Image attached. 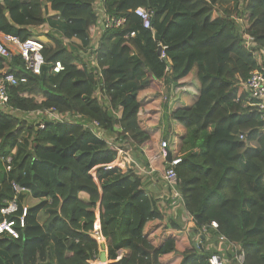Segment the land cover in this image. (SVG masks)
Instances as JSON below:
<instances>
[{"label": "trees", "instance_id": "obj_1", "mask_svg": "<svg viewBox=\"0 0 264 264\" xmlns=\"http://www.w3.org/2000/svg\"><path fill=\"white\" fill-rule=\"evenodd\" d=\"M96 1L0 3L1 39H37L44 46L45 66L34 76L25 71L18 49L2 39L11 56H0V70L27 79L9 88L10 107L23 114L54 109L73 119L72 124L42 119L39 129L0 111V208L14 197L11 182L30 190L18 200L29 205L18 239L0 235V264H87L96 251L86 233L97 207L108 264H209L211 255L228 251L219 236L244 251L245 264H264V127L256 111L246 108L251 99L237 80L258 67L243 37L252 36L264 50V0H108L107 15L125 23L101 32L95 52L102 74L98 82L78 55L95 33ZM138 8L151 12L153 34L133 15ZM236 19L244 20L240 27ZM44 24L58 36L33 35L32 29ZM132 32L135 36L126 38ZM158 48H164V60ZM57 62L63 70L54 74ZM193 69L198 96L192 105L175 108ZM99 82L101 98L95 97ZM148 87L162 95L161 140L171 156L181 158L175 172L187 212L197 227L218 224L204 234L199 248L181 229L180 218L160 207L136 175L102 168L95 181L89 175L111 163L115 151L83 123L96 122L130 152L151 146L138 101ZM175 123L185 131L179 150ZM7 157L12 158L9 171L3 163ZM141 159L148 169L147 158Z\"/></svg>", "mask_w": 264, "mask_h": 264}, {"label": "built area", "instance_id": "obj_2", "mask_svg": "<svg viewBox=\"0 0 264 264\" xmlns=\"http://www.w3.org/2000/svg\"><path fill=\"white\" fill-rule=\"evenodd\" d=\"M108 0H97L93 4V8L97 15V27L95 31L97 32V38L95 42L91 41L90 47L87 49L80 48L78 50V55L85 63L88 71L91 72L98 82L102 78L101 70L97 63L96 58L91 52H95L101 32L105 29L111 28H122L125 23V18H118L109 16L105 10V2ZM46 10V9H45ZM44 10V17L48 20V15ZM133 15L140 22L141 27L144 30H148L153 34V29L151 25L152 14L143 8H138L133 11ZM42 27V26H41ZM40 28V27H39ZM39 30V29H38ZM135 33L132 32L126 36V38H133ZM3 41L15 46L18 49L21 60L24 63L25 71L29 72L31 75L39 76L42 73V68L45 66V60L43 57L44 46L37 39H27L25 41H20L17 37L12 35H4ZM0 40V56L10 57L11 54L7 50L5 44ZM245 42V49L251 53L254 58L256 65L258 66L253 72L249 74L246 80L237 78L238 84L242 87L243 91L248 93L251 101L246 103V108H252L259 115V120L264 127V50L257 46L254 38L248 34L243 37ZM66 42V41H65ZM93 45V46H91ZM164 48H161L160 58L164 59ZM262 68V69H261ZM63 70V66L60 63H55L52 67L54 74H57ZM27 82L26 77L17 79L13 74L0 70V111L10 113L12 115H19L20 111L14 110L9 105V88L17 86L18 84H24ZM100 87L103 84L99 82V87L95 93V97L101 98ZM33 114V113H26ZM116 114V112H115ZM25 115V114H24ZM36 115H43L47 117V121L57 122V123H73L72 117L69 114H59L54 109L42 110L36 112ZM119 117V114H116ZM75 119V117H73ZM87 122V121H86ZM39 129L44 128V123H38ZM85 130L91 131L95 136L104 140L107 145L114 149L115 158L114 160L106 165L97 166L90 170L89 175L95 181L97 177V170L102 168L105 171H117L121 174L132 173L138 178L143 180L144 176L151 174L153 172L152 164L146 169L138 160H135L131 153L125 149V144H120L116 140V137H106L105 132L100 128L96 122L83 123L81 126ZM264 131V129H263ZM239 140L243 141L245 136L240 134L238 136ZM159 156L164 160L166 164L165 170H163L161 179L164 184L165 190L156 198L158 204L162 207H167L171 210L174 216H178L182 222V230L187 235H192L194 240V246L199 248L201 246V236L208 233L209 230H216L218 224L214 221L210 225H201L197 227L195 219L187 212L185 208V203L177 189V177L175 168L181 163V158L179 156H171L169 153V144L163 140L159 143ZM169 155V160L167 156ZM5 170L9 171L12 166V158L7 157L3 159ZM11 187L14 191V197L12 200L3 203L0 208V215L2 216V221L0 222V235H6L14 239L18 238V231L16 228L25 227V219L27 217L28 207H26L22 202L19 203L18 200L20 196L28 194L29 189L20 186L15 182H11ZM163 188V189H164ZM165 191V192H164ZM162 204V205H161ZM21 211V213H20ZM90 239H92L98 246V252L104 247L105 239L101 233V228L99 224V215L97 212V220L94 228L89 232ZM218 241L222 244L227 245L228 251L227 256L231 258L227 261L223 257L217 255H211L208 259L209 264H245L244 251L237 245L231 244L225 237L219 236ZM223 251V250H222ZM89 264H100L99 253H95Z\"/></svg>", "mask_w": 264, "mask_h": 264}, {"label": "rangeland", "instance_id": "obj_3", "mask_svg": "<svg viewBox=\"0 0 264 264\" xmlns=\"http://www.w3.org/2000/svg\"><path fill=\"white\" fill-rule=\"evenodd\" d=\"M244 20L247 21L246 17H245ZM244 20L243 19H236V22L238 23V26L239 27L241 26L240 24L242 22H244ZM47 32H51L53 35L58 36L57 33L54 32V30L51 29L50 31H48V28L46 26L42 27L38 31H33L32 33L35 34L36 37L37 36L43 37V36L46 35ZM96 38H97V32L95 31V33H93V35L91 36V40L93 42H95ZM42 40H45V39L42 38ZM182 90H183L182 95L187 96V94H189V98H188L186 104L187 105H192V103L195 101V98L197 97L196 94L199 91L198 84L196 82L195 77H193V74L188 78L187 83L182 88ZM38 100L41 101V99H38ZM139 100L141 101V104H142V106H141V115H140V123H141V126H142V128L144 130L148 131L152 135V138H153L154 132L156 131L157 134L159 135L158 138H156V139H157V142L160 143V141H161L160 131L161 130L159 129V125L158 124L160 122V117H161L162 95H158L156 93L155 94H153V93L143 94V98L140 97ZM180 104H181V102L177 103L176 106H175V108L182 107V105H185L184 102H182L181 105ZM18 117L21 118L22 120H24L26 122H29L30 124L33 125L35 123L38 124L40 122V120L44 119L45 116H43V115H36V113H33V114H25V115L23 114V115H20ZM46 119H47V117H46ZM180 130L183 131V129H181V128H180ZM184 135H185V131L180 132V133L178 132V133H176V135L173 136L175 142H177L178 150H179L180 145H181L182 136H184ZM110 137L113 138L114 136H111L110 135ZM153 139H154V141L156 140L155 138H153ZM125 149L127 150L126 147H125ZM150 149H152V148H150ZM153 152H155V151H151L150 153L153 154ZM158 157H159V155H158ZM161 175H162V173H161ZM144 181H145V178H143V184H146V183H144ZM159 181L160 180H157V183ZM163 188H164V184H163ZM164 190H165V188H164ZM81 198L83 200H86L85 199L86 198L85 196H81ZM160 207H162V206H160ZM43 216H44V212H41L40 213V218L42 219ZM125 237L126 236L123 233L122 234V238H125ZM230 258L231 257L229 256V259ZM106 264H107V262H106Z\"/></svg>", "mask_w": 264, "mask_h": 264}, {"label": "crops", "instance_id": "obj_4", "mask_svg": "<svg viewBox=\"0 0 264 264\" xmlns=\"http://www.w3.org/2000/svg\"><path fill=\"white\" fill-rule=\"evenodd\" d=\"M0 3L2 4V5H4V3L5 2H3V0H0ZM45 26V25H44ZM44 26H42V27H44ZM42 27H40L39 29H41ZM33 31H38V29H32ZM2 38H3V36H2ZM0 40H2L1 38H0ZM84 63V62H83ZM84 65H85V63H84ZM87 68V67H86ZM193 74V77H195V79H196V69H193L192 71H191V73H190V75H189V77L191 76ZM189 77H187L186 79H184V81L187 83V80H188V78ZM197 82V81H196ZM197 84H198V82H197ZM198 88H199V84H198ZM150 93H153V94H155V91L153 90V89H151V88H146V89H144L143 91H141L139 94H138V101L140 102V104H141V101L139 100L140 99V97H142L143 98V94H150ZM198 93H199V91H198ZM198 93L196 94V96H198ZM195 96V97H196ZM188 98H189V94H187V96H184V95H182V97L180 98V101L179 102H181V104H182V102H184V104L185 105H182V106H190V105H187L186 103H187V100H188ZM197 98V97H196ZM196 98H195V100H196ZM178 102V103H179ZM195 102V101H194ZM193 102V103H194ZM192 103V104H193ZM180 104V105H181ZM141 106H142V104H141ZM20 115H23V113H21L20 112V114L19 115H17V116H20ZM140 119V118H139ZM44 120H46L47 121V119H46V117H44ZM178 126V127H177ZM180 126L179 125H177L176 123L174 124V128H173V130H174V135H176V133H180V132H183L182 130H180ZM161 131H160V134H161V138H162V135H163V128H159ZM182 129V128H181ZM149 133V132H148ZM150 134V133H149ZM156 134V135H155ZM158 134H157V132L155 131L154 132V135H153V138H158ZM150 137H151V146L150 147H146V148H144V149H142V152H140V153H138V152H134V151H131L130 153H131V156L135 159V160H138V161H141L142 159V155H144V157L145 158H147L146 160L147 161H149V165L150 164H152V166H153V172L151 173V174H148V175H146V176H144V178H145V181H144V183H146L145 184V186L148 188V189H151L153 192H154V194H155V196L156 197H158L162 192H163V182H162V179H161V173L163 172V168H164V160L162 159V157H158V153H157V155H156V153H154V154H151L150 152L151 151H155V150H157V148H158V144H159V142H157V139L154 141V139L152 138V135L150 134ZM154 143V144H153ZM153 145V146H152ZM150 148H152V149H150ZM149 150V151H148ZM158 151V150H157ZM15 152V150H13V153ZM142 153V154H141ZM152 155H154V158H153V156ZM153 161V162H152ZM158 162V163H157ZM156 165H155V164ZM157 180H160L158 183H157ZM142 183H143V180L141 181ZM162 189V190H161ZM83 196H85V195H83ZM86 198L85 199H87V196H85ZM220 257H223L224 259H226L227 261L229 260V256H227V254H226V252H224V251H221L220 252Z\"/></svg>", "mask_w": 264, "mask_h": 264}, {"label": "clouds", "instance_id": "obj_5", "mask_svg": "<svg viewBox=\"0 0 264 264\" xmlns=\"http://www.w3.org/2000/svg\"><path fill=\"white\" fill-rule=\"evenodd\" d=\"M46 13H47V15H48V12L46 11ZM49 16V15H48ZM48 20H50V19H48ZM47 28H48V31H50V29H49V26H48V24H44ZM43 25V26H44ZM36 29H39V28H36ZM33 35H35V34H33ZM92 41V40H91ZM92 46V45H91ZM90 47V46H89ZM91 48V47H90ZM92 49V48H91ZM161 49V48H160ZM96 52V51H95ZM95 52L93 53V52H91L92 54H93V56L95 57ZM161 55V54H160ZM159 55V56H160ZM82 60V59H81ZM97 60V59H96ZM164 60V59H163ZM97 63H98V61H97ZM106 137L108 138V137H110L109 135H106ZM125 147L127 148V150L129 151V149H128V146L127 145H125ZM130 152V151H129ZM145 185V184H144ZM157 197L155 196V199H156ZM26 207H28L27 205H26V203L25 202H22ZM159 205V204H158ZM97 212H98V215H99V224H100V228H101V222H100V214H99V209H98V207L96 208V210H95V221H94V224H93V227H92V229L94 228V225H95V223H96V220H97ZM2 217V216H1ZM18 228V227H17ZM17 228H16V230H17ZM25 228V227H24ZM23 229V228H22ZM92 229H90L86 234H87V236H88V238L90 239V236H89V232L92 230ZM18 230H20V228H18ZM101 233H102V235H103V232H102V229H101ZM2 236H6V235H3L2 234ZM6 237H8V236H6ZM18 237H19V233H18ZM103 237H104V235H103ZM8 238H11V239H14V238H12V237H8ZM204 238V237H203ZM203 238H201L202 240H203ZM18 239V238H17ZM104 239H105V237H104ZM91 241H93L92 239H90ZM94 242V241H93ZM95 243V242H94ZM95 245H96V251H94V253H93V255L95 254V253H99V262H100V264H106V262H107V264L108 263H110V261L108 260V256H107V243H106V239H105V244H104V247L103 248H101V250H100V252H98V246H97V244L95 243ZM105 254V258H106V261L105 262H102L101 260H100V257H101V255L102 254ZM93 255H92V257H93ZM92 257H91V259H89L88 261H87V264H89V262L92 260Z\"/></svg>", "mask_w": 264, "mask_h": 264}, {"label": "water", "instance_id": "obj_6", "mask_svg": "<svg viewBox=\"0 0 264 264\" xmlns=\"http://www.w3.org/2000/svg\"><path fill=\"white\" fill-rule=\"evenodd\" d=\"M157 54H158V55L161 54V49H160V48H158V50H157ZM128 149H129V147H128ZM167 160H169V155L167 156ZM201 238H203V236H201ZM100 260H101L102 262H105V261H106V258H105V254H104V253L101 255Z\"/></svg>", "mask_w": 264, "mask_h": 264}]
</instances>
